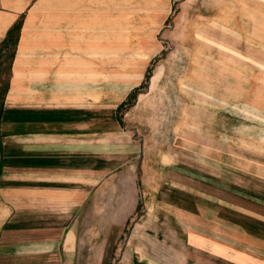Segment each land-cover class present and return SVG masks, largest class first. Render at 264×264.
Listing matches in <instances>:
<instances>
[{"label":"crops","instance_id":"0c3cea01","mask_svg":"<svg viewBox=\"0 0 264 264\" xmlns=\"http://www.w3.org/2000/svg\"><path fill=\"white\" fill-rule=\"evenodd\" d=\"M35 1L0 0V44L14 39L0 103V264H112L117 251L118 264H134L132 254L143 249L130 248V233L118 247L128 223L144 229L181 221L152 213L164 206L161 195L180 189L178 120L159 112L160 98L149 89L122 108L157 51L147 53L146 33L113 5ZM174 1L180 13L203 15L193 29H242V15L253 28V15L264 14V0L167 6ZM193 126L187 122L192 133ZM252 175L264 181V166ZM185 182L186 264H264V195L247 209L229 203L226 191L210 194L196 226L193 163ZM142 206L144 214L131 220ZM170 231L171 245L179 246V231ZM169 252L178 261L179 249Z\"/></svg>","mask_w":264,"mask_h":264},{"label":"rangeland","instance_id":"374dc122","mask_svg":"<svg viewBox=\"0 0 264 264\" xmlns=\"http://www.w3.org/2000/svg\"><path fill=\"white\" fill-rule=\"evenodd\" d=\"M41 4L43 0L35 1V5ZM99 4L123 11L116 15L124 16V21L131 22L130 27L141 32V36L146 33L147 53L157 51L147 63L141 85L122 108L131 106L138 93L149 89L153 98L156 94L160 98L157 102L164 109L159 112H169L179 123L180 189L170 191L168 197L161 195L164 206L153 208L152 213L167 219L178 215L181 221L178 227L167 220L143 223L144 229L128 223L118 247L122 248L123 238L130 233V248L139 244L144 252L132 254L134 264L149 258L157 264H186L182 232L186 229V216L182 213L188 207L186 189L181 187L186 185L187 164L193 163L195 168L196 226L203 222L200 214L206 210L210 194L219 196L226 191L229 203H241L247 209H256L251 200L258 201L264 195L260 189L264 181L252 175L254 167L264 166V14L253 15L257 17L253 28L250 15H242V29H193L198 23L203 25V15L180 13L175 1L168 6L167 0H99ZM12 32L11 35L16 30ZM13 42L10 36L0 44V103L6 91ZM192 120L193 133L192 127H187ZM192 137L194 141L190 142ZM239 196L245 197L243 201ZM144 208H138L131 220L144 214ZM229 208L228 220L234 223L235 218L229 216L234 215V210ZM176 228L179 246L171 245L168 238L170 230ZM177 248L178 261L169 252ZM121 253H115L112 264H118ZM195 258L203 261L201 253Z\"/></svg>","mask_w":264,"mask_h":264},{"label":"trees","instance_id":"16d2710c","mask_svg":"<svg viewBox=\"0 0 264 264\" xmlns=\"http://www.w3.org/2000/svg\"><path fill=\"white\" fill-rule=\"evenodd\" d=\"M148 75V74H147ZM146 78H147V76H146Z\"/></svg>","mask_w":264,"mask_h":264}]
</instances>
